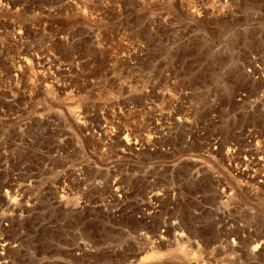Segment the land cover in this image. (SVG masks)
Instances as JSON below:
<instances>
[{"label": "rangeland", "instance_id": "obj_1", "mask_svg": "<svg viewBox=\"0 0 264 264\" xmlns=\"http://www.w3.org/2000/svg\"><path fill=\"white\" fill-rule=\"evenodd\" d=\"M260 44L264 0H0V264H264L225 156Z\"/></svg>", "mask_w": 264, "mask_h": 264}, {"label": "built area", "instance_id": "obj_2", "mask_svg": "<svg viewBox=\"0 0 264 264\" xmlns=\"http://www.w3.org/2000/svg\"><path fill=\"white\" fill-rule=\"evenodd\" d=\"M241 49L244 51L243 59L233 63L234 67L238 68V73L226 80L232 82L242 79L253 85L264 84V47L261 44L252 47L245 45ZM215 96L210 99L213 107L218 104ZM232 100L237 105L238 112L230 111L233 114V122L229 125L230 138L225 150L226 163L228 168L234 171V175L245 174L247 178L255 179L257 170L264 163V89H258L253 93L246 89H239L234 93ZM240 118L249 119V122L235 123ZM256 119H262V123H255ZM163 137H167L166 133H163ZM216 142L213 138L210 144L211 152L217 150ZM134 145L137 146V140ZM261 176L264 177V174ZM258 177L260 178V175ZM220 191L224 198L231 194L229 191L227 195H224L225 187H222Z\"/></svg>", "mask_w": 264, "mask_h": 264}]
</instances>
